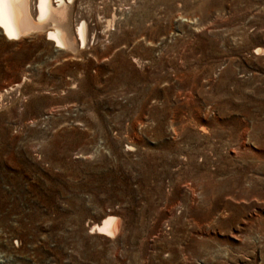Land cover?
<instances>
[{
    "label": "rangeland",
    "instance_id": "obj_1",
    "mask_svg": "<svg viewBox=\"0 0 264 264\" xmlns=\"http://www.w3.org/2000/svg\"><path fill=\"white\" fill-rule=\"evenodd\" d=\"M100 2L74 59L0 34V264H264V0Z\"/></svg>",
    "mask_w": 264,
    "mask_h": 264
},
{
    "label": "bare ground",
    "instance_id": "obj_2",
    "mask_svg": "<svg viewBox=\"0 0 264 264\" xmlns=\"http://www.w3.org/2000/svg\"><path fill=\"white\" fill-rule=\"evenodd\" d=\"M96 1L0 0V34L11 42L44 39L58 55L74 59L101 42L114 22V15L107 19L106 6ZM25 80L22 78L21 82L10 84L0 92V107L5 105L3 98L10 100ZM120 227L118 218L109 214L100 225L90 227L89 233L113 238Z\"/></svg>",
    "mask_w": 264,
    "mask_h": 264
}]
</instances>
